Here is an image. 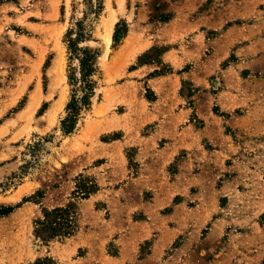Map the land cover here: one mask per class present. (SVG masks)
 I'll list each match as a JSON object with an SVG mask.
<instances>
[{
	"label": "rangeland",
	"instance_id": "1",
	"mask_svg": "<svg viewBox=\"0 0 264 264\" xmlns=\"http://www.w3.org/2000/svg\"><path fill=\"white\" fill-rule=\"evenodd\" d=\"M46 258L264 264V0H0V264Z\"/></svg>",
	"mask_w": 264,
	"mask_h": 264
},
{
	"label": "trees",
	"instance_id": "2",
	"mask_svg": "<svg viewBox=\"0 0 264 264\" xmlns=\"http://www.w3.org/2000/svg\"><path fill=\"white\" fill-rule=\"evenodd\" d=\"M81 33H77V38H80ZM76 40V39H74ZM74 40H70L71 46L74 45ZM82 56H79L80 72L82 80V94L79 97H73L67 104V114L61 120V129L63 134L67 135L73 131L80 115V110L88 104L89 98L92 94L93 84L90 76L95 71L94 55L87 49H82ZM52 216L51 221L37 222L34 228L36 237L43 240H48L57 236L67 235L75 230V222L73 215L68 208H57L48 213ZM36 264H53V262L46 258L37 262Z\"/></svg>",
	"mask_w": 264,
	"mask_h": 264
},
{
	"label": "bare ground",
	"instance_id": "3",
	"mask_svg": "<svg viewBox=\"0 0 264 264\" xmlns=\"http://www.w3.org/2000/svg\"><path fill=\"white\" fill-rule=\"evenodd\" d=\"M116 21V17L115 15H111L108 19V21L103 25V31H104V37L106 39V41H110L111 40V33H112V29H113V25Z\"/></svg>",
	"mask_w": 264,
	"mask_h": 264
},
{
	"label": "crops",
	"instance_id": "4",
	"mask_svg": "<svg viewBox=\"0 0 264 264\" xmlns=\"http://www.w3.org/2000/svg\"><path fill=\"white\" fill-rule=\"evenodd\" d=\"M139 17H140V16H139ZM141 17H142V16H141ZM164 57H165V56H163V59H164ZM144 66L147 67L146 64H144V65H141V66H139V67H137V68H134L133 70H134V71H140Z\"/></svg>",
	"mask_w": 264,
	"mask_h": 264
}]
</instances>
